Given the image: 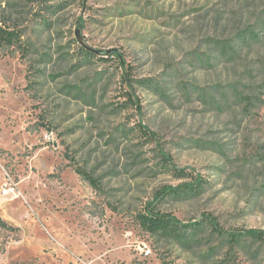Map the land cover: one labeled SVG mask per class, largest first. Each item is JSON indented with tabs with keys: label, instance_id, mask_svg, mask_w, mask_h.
Segmentation results:
<instances>
[{
	"label": "rangeland",
	"instance_id": "374dc122",
	"mask_svg": "<svg viewBox=\"0 0 264 264\" xmlns=\"http://www.w3.org/2000/svg\"><path fill=\"white\" fill-rule=\"evenodd\" d=\"M0 23L27 44L0 47V264H264L227 240L264 236V0H0Z\"/></svg>",
	"mask_w": 264,
	"mask_h": 264
},
{
	"label": "trees",
	"instance_id": "16d2710c",
	"mask_svg": "<svg viewBox=\"0 0 264 264\" xmlns=\"http://www.w3.org/2000/svg\"><path fill=\"white\" fill-rule=\"evenodd\" d=\"M262 34V30H256L254 27H250L247 29H243L238 32L235 36V40L241 41L242 44H246L247 42H251L256 39L258 36ZM6 46H14L20 49V52L24 54V51H27V44L22 40V31L21 29H17L15 27H11L9 25L0 23V47ZM80 50L83 52V55L86 56H94L93 51L90 49L80 46ZM228 53H233L232 49H229ZM124 81L131 85L133 81V77L129 75L127 78L125 77ZM127 91V90H126ZM128 92V91H127ZM128 94V93H127ZM128 99L131 100L130 94H128ZM139 130L143 131L147 136H149V132L144 129V127L139 126ZM169 166V164H168ZM173 171L179 172L175 167H171ZM76 172L85 180H87L92 186H95V180L91 177V175L83 170L80 167H76ZM198 187V185L193 186ZM192 188H184L183 191L191 190ZM179 193V189L172 188L170 191L165 193V195L169 194H177ZM140 223L146 228V230L151 232H162L173 235L177 239H186L195 241L197 236L200 234L202 229L206 228V226H210V230L212 233L216 232L217 236H222V231L218 227V225L213 221V219L209 216L204 217L201 220L192 221L186 224L181 223L180 221L168 216L163 215L158 212L152 210H145L142 214L138 215ZM0 226L9 228L6 223L0 219ZM253 231H247L246 233L240 232H232L228 233L229 236L228 242H231V245H235L239 242V239L245 237L251 238H260L264 240V236L260 233L251 234ZM250 233L251 235H247ZM218 236V237H219Z\"/></svg>",
	"mask_w": 264,
	"mask_h": 264
},
{
	"label": "water",
	"instance_id": "95a60500",
	"mask_svg": "<svg viewBox=\"0 0 264 264\" xmlns=\"http://www.w3.org/2000/svg\"><path fill=\"white\" fill-rule=\"evenodd\" d=\"M85 47V46H84ZM87 48V47H86Z\"/></svg>",
	"mask_w": 264,
	"mask_h": 264
}]
</instances>
